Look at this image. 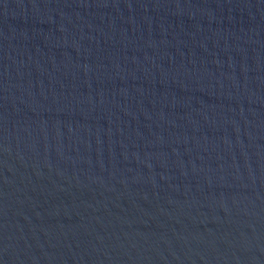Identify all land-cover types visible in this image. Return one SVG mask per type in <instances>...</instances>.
<instances>
[{
    "label": "water",
    "instance_id": "1",
    "mask_svg": "<svg viewBox=\"0 0 264 264\" xmlns=\"http://www.w3.org/2000/svg\"><path fill=\"white\" fill-rule=\"evenodd\" d=\"M0 264H264V0H0Z\"/></svg>",
    "mask_w": 264,
    "mask_h": 264
}]
</instances>
